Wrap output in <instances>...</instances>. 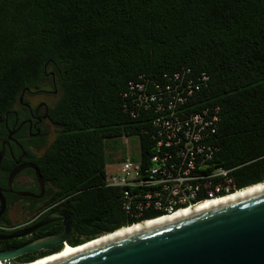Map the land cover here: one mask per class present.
I'll list each match as a JSON object with an SVG mask.
<instances>
[{
	"label": "trees",
	"instance_id": "1",
	"mask_svg": "<svg viewBox=\"0 0 264 264\" xmlns=\"http://www.w3.org/2000/svg\"><path fill=\"white\" fill-rule=\"evenodd\" d=\"M183 68L208 75L203 101L220 108L215 163L234 169L239 189L264 182V0H0V140L20 95L53 76L60 129L42 156L26 157L71 196L86 237L75 245L160 215H126L105 168L124 159L123 136L150 124L123 109L128 83ZM13 166L2 158L0 170Z\"/></svg>",
	"mask_w": 264,
	"mask_h": 264
},
{
	"label": "built area",
	"instance_id": "2",
	"mask_svg": "<svg viewBox=\"0 0 264 264\" xmlns=\"http://www.w3.org/2000/svg\"><path fill=\"white\" fill-rule=\"evenodd\" d=\"M208 81L207 74L183 68L128 83L123 109L133 117L150 114L148 128L139 133L147 137V145L136 136L132 151L106 166L104 184L120 191L122 210L130 218L160 214L134 224L169 217L246 189L237 187L233 168L215 163L220 108L203 101ZM129 138L123 136L122 144L129 145Z\"/></svg>",
	"mask_w": 264,
	"mask_h": 264
},
{
	"label": "water",
	"instance_id": "3",
	"mask_svg": "<svg viewBox=\"0 0 264 264\" xmlns=\"http://www.w3.org/2000/svg\"><path fill=\"white\" fill-rule=\"evenodd\" d=\"M3 156L2 148L0 163ZM24 167H32L36 178L41 179L35 165ZM20 170L17 167L11 171L9 183ZM3 192L0 188V215L5 208ZM49 221L47 218L37 227ZM135 225L73 247L89 244ZM25 234L27 232L21 235ZM55 239L61 243L63 235ZM46 245L48 241L42 240L36 246L43 248ZM30 247L17 251V255L29 251ZM62 249L19 264H33L60 253ZM47 264H264V193L142 229Z\"/></svg>",
	"mask_w": 264,
	"mask_h": 264
},
{
	"label": "flooded vegetation",
	"instance_id": "4",
	"mask_svg": "<svg viewBox=\"0 0 264 264\" xmlns=\"http://www.w3.org/2000/svg\"><path fill=\"white\" fill-rule=\"evenodd\" d=\"M49 83L52 91L41 85L38 89L22 93L3 121L6 135L0 140V150L3 148V157L9 156L14 162L8 171L0 170V188L4 191L5 201L0 215V260L5 264L24 263L65 246H73L86 238L80 234L67 212L71 196L56 194L51 182L37 179L32 167H24L34 165L26 157V152L29 156H42L60 129L49 117V109L54 103L48 104L43 100L32 103L25 98L51 93L58 97L53 76ZM17 167L21 170L9 183L8 177ZM47 218L50 220L48 223L37 227ZM24 232L27 234L21 235ZM15 234L20 235L13 236ZM61 235L63 240L57 243L59 239L55 237ZM42 240H47L48 245L38 248L36 245ZM26 246H31L30 250L17 255V251Z\"/></svg>",
	"mask_w": 264,
	"mask_h": 264
},
{
	"label": "bare ground",
	"instance_id": "5",
	"mask_svg": "<svg viewBox=\"0 0 264 264\" xmlns=\"http://www.w3.org/2000/svg\"><path fill=\"white\" fill-rule=\"evenodd\" d=\"M260 193H264V183L255 185V186L250 187V188H246V189H244V190H242V191H240L234 195H231V196L224 198V199H221V200H216V201H211V202H207L204 204H200L196 207H193L191 209H188V210H185L182 212H178L177 214L169 216V217H163V218H159L156 220L140 223V224H137V225L129 227V228L121 229L112 235L102 237L96 241H93L89 244H86V245H83L80 247L74 248V247L65 246V247H63V249L61 250L60 253L53 255V256H50V257H47L45 259L39 260L33 264H47V263H50L52 261H55V260L70 256V255L76 254L82 250L90 249V248H93L95 246L101 245L103 243L114 240V239L119 238L121 236L130 234V233L142 230V229H146V228H149V227H152V226H155V225H158V224H161V223L173 220V219H177V218H180V217H183V216H186V215L198 212V211H202V210L209 209L212 207H216V206H219L222 204H226L229 202H233L236 200H240L243 198L254 196V195H257ZM0 264H5V263L0 262Z\"/></svg>",
	"mask_w": 264,
	"mask_h": 264
},
{
	"label": "rangeland",
	"instance_id": "6",
	"mask_svg": "<svg viewBox=\"0 0 264 264\" xmlns=\"http://www.w3.org/2000/svg\"><path fill=\"white\" fill-rule=\"evenodd\" d=\"M50 81H46L45 80V82L42 84V87L44 88V89H47V90H53L52 89V86H51V84L49 83ZM25 98H27L29 101H31L32 103L34 102V101H37V100H43V101H45V102H47L48 104H53V103H55V101L57 100V96L56 95H54V94H49L48 96L47 95H43V96H40V97H36V98H31L30 96H25ZM129 141H130V143H129V145H124V144H122V141H120L121 142V150H123L126 154L127 153H130L131 151H132V144H133V142H134V139H131V138H129ZM120 157V154H116L115 156H114V158L115 159H118ZM115 163H117V162H115ZM112 164H114V163H112ZM113 168H110V171L112 170ZM109 170V169H108ZM69 247H71V246H69Z\"/></svg>",
	"mask_w": 264,
	"mask_h": 264
}]
</instances>
